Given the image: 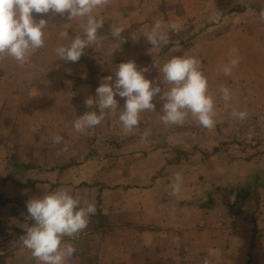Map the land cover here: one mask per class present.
Here are the masks:
<instances>
[{
	"label": "crops",
	"instance_id": "crops-1",
	"mask_svg": "<svg viewBox=\"0 0 264 264\" xmlns=\"http://www.w3.org/2000/svg\"><path fill=\"white\" fill-rule=\"evenodd\" d=\"M130 1L109 0L105 8L96 10L94 14L105 18L104 27L100 30L110 32V25H107V22L112 19L124 30L132 20L135 23L142 21L141 15L136 12L131 15H118L112 12L113 8L118 6L126 12L131 4ZM103 9L106 15L103 14ZM33 16L36 20L41 19L35 14ZM43 19L49 22L48 28L44 30L43 48L33 51L24 63L9 57L0 61V120L2 119L0 136L1 134L9 136L4 141L0 137V146L9 149L32 148L34 142L29 140L32 132L43 135L39 128L52 120L50 125L53 128L61 123L66 126L72 141L89 135L91 137L93 135V138L90 143L92 147L82 155L81 160L46 173L45 177H30L37 172L31 171L24 184L26 185L28 181L37 184L34 189L24 188L32 191L25 202L41 197L45 192L65 188L70 190V194L74 197H79L82 203L84 200L94 203L96 206L94 217H97L94 219H99L98 215L102 214L105 223L98 231L87 232L86 229L82 231V237H92L94 242L88 243L89 249L94 250L89 251L88 257L96 255L91 264H202L205 261L213 262L211 256L218 259L217 264H264V231H261L264 230V195L261 196L259 208L253 200L255 203L252 201L248 205L244 216L231 218L223 201L219 203L217 198L215 207L207 210L200 207L206 199L196 203L193 202L195 199L187 200L186 192L173 196L171 188L161 189V181L166 183L174 181L173 178L177 173L182 175L186 185L187 178L189 180L187 170L182 172L181 169L185 168L184 160H192V158L177 159L178 154L174 151L176 148L188 150L182 143L173 140V136L166 139L165 148L159 146L152 149L153 147L144 140L145 132L149 131L174 135L170 128L151 127L148 130H140L136 127L133 132L126 134L117 119L118 112L106 111L105 119L100 125L86 129L83 133L74 131L73 122L76 118L88 111H98L85 105L86 99L95 98L97 87L81 74L84 70H88L87 63L81 60L82 57L76 63L59 60L55 49L70 44L71 39L76 35L83 37L82 25L86 19L78 18L72 22L67 20L66 23L60 18L47 16ZM141 29L142 25L139 31ZM61 31H68L69 37H60ZM98 35L103 37L104 32L100 31ZM105 42L108 43L107 40ZM102 45L103 47L93 44L86 49L92 50V54L97 52L109 54L111 59L109 64L112 65V69L129 60L135 61L138 69L153 67V62L143 63L137 60V56L141 57L145 50L112 43L109 45L102 43ZM67 81L72 86L70 92L65 88ZM118 97L117 95L116 99L120 110L124 106L125 98ZM19 102L23 103L21 106L23 110L17 115L15 108L17 110L20 108ZM33 103H35V113ZM34 118H37V121L42 120L39 126L32 127ZM140 122H144L141 115ZM133 136L140 137L141 142L130 147L127 154L115 153L106 160L89 158L88 154L99 143V137L122 141ZM66 142L71 144L70 141ZM196 143L197 146L191 145L190 151L193 147L197 150L206 149ZM67 166L70 167L66 168ZM23 206L26 208L24 204ZM198 225L200 228L203 225H222V229L216 231L217 235H221L220 242L202 240L207 236L208 231L198 228ZM27 226L25 224L24 227H17L25 229ZM243 234L249 236L250 242L241 243ZM69 239L64 241L70 242ZM82 241L70 242L74 244L76 252L67 264H83V260H86L81 257ZM241 245L244 249L243 254L248 248L244 255L240 250H236ZM216 248L218 250H215ZM205 253L207 255H204ZM32 261L33 264H38L36 260Z\"/></svg>",
	"mask_w": 264,
	"mask_h": 264
},
{
	"label": "rangeland",
	"instance_id": "rangeland-1",
	"mask_svg": "<svg viewBox=\"0 0 264 264\" xmlns=\"http://www.w3.org/2000/svg\"><path fill=\"white\" fill-rule=\"evenodd\" d=\"M127 1L123 0V2ZM130 2L131 4L126 12L125 9H120L119 6L113 8L112 12H116L118 15H131V13L136 12L141 15L142 21L135 23L132 20L130 25L123 31L122 39L113 38L110 32L99 30V32H104L103 37L108 43L101 40L96 46L101 45L103 47L102 43L108 45L112 43L113 45L119 44L125 45V47L138 48L142 51L145 50L140 55L141 57L137 56L138 62L152 63L155 58L161 65L172 56L187 55L196 57L201 61V71L208 79V91L215 102L216 123L211 130L199 126L198 122L191 116L182 125L165 126L160 120L162 102L158 97L152 101L156 105L155 112L145 111L140 114L144 122H139L138 129L148 130L151 127H168L174 134H170L169 137L173 136V140L182 143L188 151L191 150V145L197 144L196 142L206 148H199L201 151L209 153H212L216 145L220 146L221 151L207 161L204 160L196 147L192 148L194 151L192 160H184L185 168L181 169L182 172L187 170L189 180L187 178L186 185H184V179L182 180L180 193L186 192L185 197L187 200L192 198V201L195 199L193 202L199 203L200 200L204 201L206 199L207 201L208 198L205 192L212 185H223L225 189L236 188L246 184L250 178L256 175L264 176V20L260 19L259 13L252 8L264 5V0H131ZM33 14L40 16V18H46L47 16L54 19L60 18L64 23L67 21V14L64 17L59 14L53 16L51 12L48 14ZM103 14L106 15L104 9ZM157 20H161L165 24L179 22L182 25L178 34L168 32L169 41L165 46H171V48L166 53L162 52L164 45H161L159 49H151L152 46L143 35L145 32L150 31ZM109 23L113 24L114 20L107 22V25H111ZM140 25H142V29L139 31ZM232 49L237 50L239 64L232 69L230 76H224L223 66L231 58H235L230 55ZM91 52L92 50L85 49V54L82 55L81 60L87 63L88 70H84L81 74L85 75L88 80L90 79L94 87H98L104 77L112 75L114 80L116 69H112V65L109 64V61H111L110 55L103 52H97V54ZM145 77L156 81L162 89L164 88L163 83L160 82L163 76L162 74L160 76L157 68L149 67ZM221 85L230 89L232 99L229 103L237 110L245 111L247 113L246 119L241 121L233 117L231 114L232 108H225L224 101L221 100L218 91ZM71 87V84L67 81L65 87L67 92H70ZM12 92L14 93L15 90ZM19 103L21 104L19 105L20 108L18 110L15 108L17 115H20L19 112L23 110L21 109L23 103ZM65 104L68 103L65 102ZM1 105H3V102ZM34 105L35 103H33L35 113ZM52 121L39 128L43 135L32 132L33 134L29 137V140L35 144H32V148L9 149L0 146V199L19 200L18 203L12 202L6 207L0 205V221L3 225L24 227L25 222L31 219L27 209L23 206L24 204L26 207L27 201L25 202V200H28V195L32 194L31 190H25L22 186L25 185V179L28 175L24 179L19 177L24 170L20 167V163H16V160L20 159L22 162L33 163L37 172H34L30 177H45L46 173L58 170L68 163L72 164L81 160L82 155L89 151V147H92L90 143L93 135L92 137L89 135L88 137L76 138L75 141H72L67 128H65L66 126L61 123L53 128L50 125ZM40 122L42 120L37 121V118H34L32 127L39 126ZM4 124L9 127L6 123ZM53 135H60L65 142H71V144L68 143L67 152H60L64 144L63 142L54 144ZM0 137L4 141L9 136L1 134ZM21 141L23 142L24 139L22 138ZM208 144L212 145L208 146ZM9 175L16 182L12 181L5 185L1 181ZM173 183H175V180L167 183L161 181V189L171 188ZM262 195H264L263 191ZM216 198L219 203H222V198ZM253 202L255 203V201ZM252 206L255 205L252 204ZM198 228H200V225H198ZM200 229L208 231L207 236L203 237L202 240H218L220 242L221 235H217L216 231L222 229V225H203ZM82 234L83 232L70 239L69 237L64 238L73 243L83 240L81 243L82 248H80L83 253L81 257L86 259L83 260V264H91L90 262L96 255L88 257L91 250L88 243L91 241L93 244L94 242L92 237H82ZM1 238L4 237L1 236ZM240 241L242 244L250 242L249 236L243 234ZM17 243L12 242L9 250L11 256L6 264H33L32 260L35 261V259L32 258L30 250L26 249L22 243L16 247ZM241 247L242 245L237 247L236 250H240L243 254L244 249ZM209 250L213 249L209 248ZM245 250L247 252L248 248ZM211 259L213 262L207 264H217L219 262L218 259L212 256ZM202 264H205V262H202Z\"/></svg>",
	"mask_w": 264,
	"mask_h": 264
},
{
	"label": "clouds",
	"instance_id": "clouds-1",
	"mask_svg": "<svg viewBox=\"0 0 264 264\" xmlns=\"http://www.w3.org/2000/svg\"><path fill=\"white\" fill-rule=\"evenodd\" d=\"M109 0H0V61L9 57L17 62L24 63L31 53L45 46L44 34L49 22L43 18L36 20L33 13L59 14L68 21L78 18L86 19L82 25L83 37L76 35L70 44L59 46L55 54L59 60L76 63L85 49L90 45L98 44L104 37L98 35L104 27L105 18L94 14L96 10L105 8ZM260 19L264 20V9L259 12ZM182 25L179 22L165 24L157 20L150 31L145 32L144 38L152 46L159 49L169 41L168 32L178 34ZM111 36L122 39L124 28L113 23L109 26ZM60 37L68 38V31H61ZM229 62L223 66L224 76H230L232 69L239 64L237 50L232 49ZM153 67L157 68L163 79L162 89L154 80L146 79L148 67L139 68L135 61L122 62L116 68L113 76L104 77L96 88L95 98L85 100L86 107L98 109L88 111L76 118L73 129L83 133L86 129L100 125L106 111L118 112V120L124 133H131L139 126L140 114L145 111L155 112L156 105L152 102L158 97L162 102L160 120L165 126L182 125L191 116L199 126L211 130L215 127L217 115L215 102L208 91V79L201 71V61L192 56H172L162 65L154 58ZM225 108H232L233 117L244 120L245 111H239L229 103L232 99L228 87L221 85L218 89ZM125 98L124 106L118 110L116 96ZM148 135L147 132L144 134ZM54 144L64 146L60 152L68 151V142L60 135H53ZM175 183L171 185V195L176 196L181 191L183 177L177 173ZM27 212L32 226L25 228V235L20 237L23 246L30 250L31 256L38 264H67L76 248L64 237H75L84 231L90 217L95 215L96 206L79 197L70 194V190L58 188L45 192L38 198L30 199L26 203ZM207 264V261H205Z\"/></svg>",
	"mask_w": 264,
	"mask_h": 264
},
{
	"label": "trees",
	"instance_id": "trees-1",
	"mask_svg": "<svg viewBox=\"0 0 264 264\" xmlns=\"http://www.w3.org/2000/svg\"><path fill=\"white\" fill-rule=\"evenodd\" d=\"M256 12H260L261 9H264V5L262 6H254L252 7ZM171 46H163L162 52L166 53L170 50ZM147 136H143L144 140L150 145V147H153L152 149L158 148L161 146V148H165L167 145V137H169V133L166 134L164 132L160 131H149L147 132ZM143 141V140H142ZM141 142L140 137L133 136L128 137L125 140H105L99 137V143L93 148V150L90 151L89 158L92 159H98V160H106V158L112 157L115 153L119 154H127V150L132 147L135 144H139ZM177 154L178 160L182 159H190L193 155L192 151H185L181 150L180 148H176L174 150ZM200 151V150H198ZM221 151L220 147H214L212 153L206 152V151H200L201 156L204 158V160L210 159L213 155L218 154ZM148 153V152H146ZM17 159V158H15ZM14 159V160H15ZM20 163V167L24 170V172L19 176L20 178H23L27 176L31 171L36 170L35 166L32 164H28L25 162L20 161V159L16 163ZM70 166H67L66 168H69ZM16 182L14 179L11 178V175L7 176L5 179H3L1 182L5 185H8L10 182ZM20 185L22 183H19ZM37 183L33 181H28L26 185H22L24 188L27 189H34L35 185ZM211 188L206 190L205 194L207 195V201L203 202L200 207L203 209H213L216 204V197L222 198L223 204L227 208L228 215L231 218H238L245 215L247 212L248 205L256 199L257 208H259V203L261 199V193L264 192V176L263 175H256L255 177H252L249 179V181L244 184L240 185V187L236 188H230L225 189L223 185H212ZM231 199V200H230ZM16 202L18 203L19 200L11 201L10 199L3 200L0 199V205L3 207H6L9 203ZM99 219H94L97 217H94L92 215L90 217V222L86 228L87 232L89 231H98L99 227H102L105 223V218L102 214H99ZM34 221L27 220L25 222L27 227L32 226ZM25 235V229L19 228L17 226H9V225H3L0 221V264H6L7 260L10 258V247L12 245V242H18L17 246H20L22 243L20 241V237ZM4 237L3 239L1 238ZM64 240H67V238H64ZM8 241H11L8 243ZM15 247V248H16ZM253 248V246H252Z\"/></svg>",
	"mask_w": 264,
	"mask_h": 264
}]
</instances>
